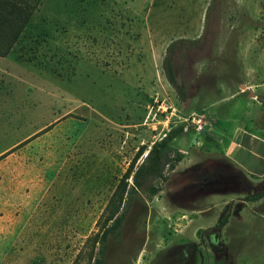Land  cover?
<instances>
[{
  "label": "rangeland",
  "instance_id": "rangeland-1",
  "mask_svg": "<svg viewBox=\"0 0 264 264\" xmlns=\"http://www.w3.org/2000/svg\"><path fill=\"white\" fill-rule=\"evenodd\" d=\"M10 1L35 9L0 50V264H94L132 161L180 126L102 264H264V0Z\"/></svg>",
  "mask_w": 264,
  "mask_h": 264
},
{
  "label": "trees",
  "instance_id": "trees-1",
  "mask_svg": "<svg viewBox=\"0 0 264 264\" xmlns=\"http://www.w3.org/2000/svg\"><path fill=\"white\" fill-rule=\"evenodd\" d=\"M35 9L34 6L21 4L15 5L10 0H0V50L7 48L8 51L18 35L24 30L29 21L30 14ZM176 43H172L168 48V54L164 60L166 77L171 84L185 99L184 86L179 83L174 66L173 54H175ZM5 51V52H7ZM0 51V55L3 54ZM185 130L184 126L173 129L161 142L155 143L150 150L142 147L121 182L116 187L111 200L103 213L100 231L89 239L92 242L90 250L94 264H102L105 256L107 241L111 234L117 233L126 216L129 206L127 199L134 190H138L144 184L147 176H159L162 167L163 154L168 149L170 142ZM147 152L146 157L141 158ZM133 179V186H130L129 179ZM156 192V191H155ZM227 222V217L224 223ZM98 255L99 257H96Z\"/></svg>",
  "mask_w": 264,
  "mask_h": 264
}]
</instances>
